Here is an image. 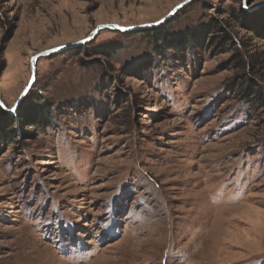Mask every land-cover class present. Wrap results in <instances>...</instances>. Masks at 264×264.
<instances>
[{
	"label": "rangeland",
	"instance_id": "374dc122",
	"mask_svg": "<svg viewBox=\"0 0 264 264\" xmlns=\"http://www.w3.org/2000/svg\"><path fill=\"white\" fill-rule=\"evenodd\" d=\"M0 264H264V0H0Z\"/></svg>",
	"mask_w": 264,
	"mask_h": 264
},
{
	"label": "water",
	"instance_id": "95a60500",
	"mask_svg": "<svg viewBox=\"0 0 264 264\" xmlns=\"http://www.w3.org/2000/svg\"><path fill=\"white\" fill-rule=\"evenodd\" d=\"M182 4L176 6L173 10L170 11V13L164 17L163 19H161L160 21L156 22V23H152V24H146V25H141V26H137V27H120L116 24H101L98 25L95 30L93 31V35L96 34L99 30L107 28V29H113V30H119V31H123V32H127V31H132V30H139V29H144V28H149V27H153L156 26L164 21H166L167 19L171 18L172 15L181 7ZM83 41H80L79 43H81ZM66 47V46H65ZM65 47H54L52 49L46 50V51H42L39 52L35 55L32 56L31 59V64H30V68H31V75H30V80L26 86V88L24 89L22 95L20 98H22L29 90V88L33 85L34 80H35V73H36V61L39 57L47 55V54H52V53H58L60 51L65 50ZM15 108H12L11 112L14 110Z\"/></svg>",
	"mask_w": 264,
	"mask_h": 264
},
{
	"label": "trees",
	"instance_id": "16d2710c",
	"mask_svg": "<svg viewBox=\"0 0 264 264\" xmlns=\"http://www.w3.org/2000/svg\"><path fill=\"white\" fill-rule=\"evenodd\" d=\"M45 112H46V111H43V112L41 111V115H42V113H45Z\"/></svg>",
	"mask_w": 264,
	"mask_h": 264
}]
</instances>
